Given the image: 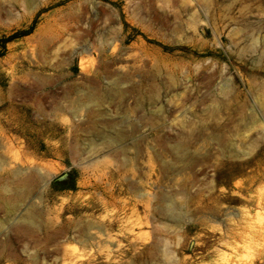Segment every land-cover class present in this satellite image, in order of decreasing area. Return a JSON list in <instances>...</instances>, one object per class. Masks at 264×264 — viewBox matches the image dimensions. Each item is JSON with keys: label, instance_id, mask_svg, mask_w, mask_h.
Instances as JSON below:
<instances>
[{"label": "rangeland", "instance_id": "374dc122", "mask_svg": "<svg viewBox=\"0 0 264 264\" xmlns=\"http://www.w3.org/2000/svg\"><path fill=\"white\" fill-rule=\"evenodd\" d=\"M3 134L0 264H264V0H0Z\"/></svg>", "mask_w": 264, "mask_h": 264}, {"label": "bare ground", "instance_id": "6f19581e", "mask_svg": "<svg viewBox=\"0 0 264 264\" xmlns=\"http://www.w3.org/2000/svg\"><path fill=\"white\" fill-rule=\"evenodd\" d=\"M7 124H8V122H7ZM3 139L6 142L2 146V148L1 147L0 148L3 150V155L5 156V159H0V172L2 174L6 175L8 177V179L13 184V185H10V186L9 185H7V186L5 185V187H3V188L6 189V191H13V194L15 195V197H17L14 202L9 203V204H11V205H9V206H11V208L16 209L15 206H16L17 202L24 201L25 198L29 194H31L30 192L34 189V187L38 188V186H41V187H43V189L46 188V182H47V179H48L49 175L45 174V173H42L41 169H38V168L35 167V165H36L35 159L31 155L29 150H27L28 149L27 147L25 148V147L19 146V147H17V150L15 152H13V147H12V144L10 142L11 141H15L17 139L13 140L11 137H8L6 134H3ZM113 143L114 142H110V144H113ZM93 145H90V151H94V146ZM55 150L57 151V149H55ZM222 154H223V157H225L224 152ZM224 162H225V166L228 163H230V162H228L227 158H226V160ZM26 166H28V167L26 168ZM114 171H116V170H114ZM98 172H99V170H98ZM118 173H119V171H118ZM6 176H5V178L7 179ZM93 177L95 178V181L92 182V180H91L92 177L91 176L90 177L86 176L84 184H83L84 188L87 189V190H90V189L93 190L94 189V190L101 191L103 197L101 199H99V201H98V203L100 204L101 207H105L106 208V207L109 206V204L116 205L117 203L115 201L111 200L109 202L107 200H104V198H105L104 196H106L108 193L111 194V196L115 195V193L112 194V192H113V190H115L114 187L116 185L114 184L115 185L114 186L111 183L112 182L111 180H110L111 182L110 181L109 182L105 181V179L103 178L102 174H99V173L95 172V175H93ZM0 180H1V178H0ZM21 192H24V193L21 195L20 194ZM166 196L167 195H162L160 201H164V200L167 201V198H169V197H166ZM37 200H39V199H37ZM256 204H257V202H256ZM120 205L123 206L124 208L131 206L132 209L137 206V204L135 202H132V201H125V202H122ZM92 207L93 206H91V205H86L85 206L86 209H91ZM212 208H213V206H211L209 204H204L202 207H199L198 210L200 209L201 211L202 210L210 211V210H213ZM25 216L24 217L21 216L22 217L21 219H17L16 218V220H14L15 217L12 218L14 221L12 220L10 224L12 226H14V228L16 230H19L22 227L24 228V226L25 227H27V226H33V227L36 226L37 223H36L35 219L33 218V216H31V215L30 216L27 215L26 217ZM66 229H67V227H66ZM61 233H62V231H61ZM59 234H60V232H59ZM65 234L66 233H64L63 235H65Z\"/></svg>", "mask_w": 264, "mask_h": 264}, {"label": "trees", "instance_id": "16d2710c", "mask_svg": "<svg viewBox=\"0 0 264 264\" xmlns=\"http://www.w3.org/2000/svg\"><path fill=\"white\" fill-rule=\"evenodd\" d=\"M6 42V41H3V43Z\"/></svg>", "mask_w": 264, "mask_h": 264}]
</instances>
